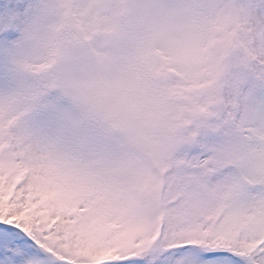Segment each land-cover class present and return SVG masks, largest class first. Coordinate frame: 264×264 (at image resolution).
I'll return each instance as SVG.
<instances>
[{
    "label": "snow or ice",
    "instance_id": "6c2138e0",
    "mask_svg": "<svg viewBox=\"0 0 264 264\" xmlns=\"http://www.w3.org/2000/svg\"><path fill=\"white\" fill-rule=\"evenodd\" d=\"M174 10L184 36L158 79L171 122L157 110L155 133L102 136L57 129L37 90L23 114L33 6L0 0V264H264V0Z\"/></svg>",
    "mask_w": 264,
    "mask_h": 264
},
{
    "label": "clouds",
    "instance_id": "9594fccd",
    "mask_svg": "<svg viewBox=\"0 0 264 264\" xmlns=\"http://www.w3.org/2000/svg\"><path fill=\"white\" fill-rule=\"evenodd\" d=\"M183 0H29L34 19L19 37L23 70L19 100L34 110L37 90L59 128H83L102 136L158 131L159 110L171 122V98L158 86L161 61L183 39ZM50 4L44 14L40 6ZM167 9V10H166ZM217 48L206 44L204 52ZM56 129H53L55 134Z\"/></svg>",
    "mask_w": 264,
    "mask_h": 264
},
{
    "label": "rangeland",
    "instance_id": "374dc122",
    "mask_svg": "<svg viewBox=\"0 0 264 264\" xmlns=\"http://www.w3.org/2000/svg\"><path fill=\"white\" fill-rule=\"evenodd\" d=\"M5 90V86L2 82H0V91H4ZM44 117H38L35 119V123L37 124V126H39L40 124H42V122L44 121Z\"/></svg>",
    "mask_w": 264,
    "mask_h": 264
}]
</instances>
